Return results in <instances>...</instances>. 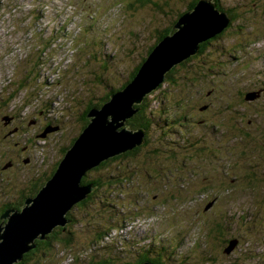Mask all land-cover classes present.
<instances>
[{
	"label": "rangeland",
	"instance_id": "obj_1",
	"mask_svg": "<svg viewBox=\"0 0 264 264\" xmlns=\"http://www.w3.org/2000/svg\"><path fill=\"white\" fill-rule=\"evenodd\" d=\"M192 1L151 0L153 4L142 7L135 0H0V98L15 95L11 106L18 115L25 114L27 121L38 118L48 134L31 142L39 174L60 160L62 148L67 149L81 130L89 103L102 101L110 87H121L158 35L172 29L177 15ZM218 1L233 8L235 16L246 10L251 17L264 10V0L254 1L252 8L253 0ZM160 2L162 9L155 5ZM253 23L243 26L230 18L205 55L193 57L191 68L180 65L192 57L174 66L175 83L164 81L161 90L150 97L153 91L147 92L146 111L154 112L152 127L145 131L144 139L148 135L149 142L139 146V156L109 158L111 173L102 170L110 176L120 170L118 178L124 170L128 172L118 179V189L109 192L114 207L107 210L115 216L108 213L103 224L116 227L103 241L88 244L89 234L97 227L91 225L93 230L85 232L86 226L76 223L83 213L72 207L74 221L66 217L67 224L75 223L70 230L77 232L73 249L69 252L59 246L46 255L41 251L30 255L25 264H87L95 254L113 257L116 264H135L157 251L170 257L172 264H264V184L251 192L241 189L243 184L248 187V180L236 178L247 166L264 178V95L253 93L264 88L259 86L260 81L264 83V30L255 32ZM246 31L251 37H244ZM214 62L212 73L206 78L199 75L198 88L191 92L182 77L208 70ZM27 74L39 83L16 89V80ZM42 79L54 88L43 86ZM175 94L182 99L195 94L188 99L189 107L202 102L208 108L189 111V118L175 120L179 116L171 100ZM229 116L245 127L247 139L234 140L241 134L217 127L227 125ZM124 128L130 129L118 127ZM35 129L40 128H29V134ZM255 140L259 145L253 148ZM251 145L253 152L248 149ZM29 165L15 187L2 178L0 204L4 200L17 203L22 181L42 178ZM98 173L102 172L93 175ZM219 216L225 218L226 228L216 241L211 234ZM235 237L239 241L234 245ZM230 245L234 246L228 251Z\"/></svg>",
	"mask_w": 264,
	"mask_h": 264
},
{
	"label": "water",
	"instance_id": "obj_2",
	"mask_svg": "<svg viewBox=\"0 0 264 264\" xmlns=\"http://www.w3.org/2000/svg\"><path fill=\"white\" fill-rule=\"evenodd\" d=\"M229 22L227 14L220 13L212 0H200L192 11L177 20L171 31L177 30L154 47L133 80L121 90L110 93V100L103 106L89 111L90 123L67 150L53 177L36 197L25 202L32 204L21 210L7 209L1 215L6 221L0 224V264L23 261L25 254L36 247L37 239H46L55 226L69 222L66 220L69 210L95 189L93 184H82L86 172L145 143L144 129L133 132L118 127H128L126 121L139 110L135 105L144 102L147 92L159 88L165 81L164 73L198 55L201 44L221 33ZM253 93L258 96V92ZM254 94L248 98L252 99ZM233 242L235 245V240ZM233 246L230 245L228 251Z\"/></svg>",
	"mask_w": 264,
	"mask_h": 264
},
{
	"label": "trees",
	"instance_id": "obj_3",
	"mask_svg": "<svg viewBox=\"0 0 264 264\" xmlns=\"http://www.w3.org/2000/svg\"><path fill=\"white\" fill-rule=\"evenodd\" d=\"M212 1L215 3V5H216L217 9L220 11V13L227 14L228 17H230L232 19L233 23H235V21H237V22L239 21V22H242V25L244 26L246 23L251 21V22H254L253 23V30H255V32H258L259 30H262V31L264 30V10L263 9H262L263 10L262 12L260 11L258 13H255L251 17L247 16L248 13H247L246 10H244L243 12H238V15L235 16V11L233 10V8H229V6L227 7L226 4H224L223 2H220L218 0H212ZM254 1H256V0H253L252 2H250L251 3L250 4L251 8H252V6L255 5ZM136 2L138 4H140L141 6L143 5L145 7L148 6V5L153 4L151 2V0H135V3ZM162 2H163V0H162ZM162 2L155 3L156 7L159 8V9H162L163 8ZM197 2H198V0H193L190 4H188L186 9L184 11L180 12L177 16L180 18L183 14L192 11L196 7ZM135 3H132L131 7L134 6ZM254 8L258 9L257 6H255ZM236 9H238V8L235 6V10ZM260 15H261V17L259 18L260 20L256 21L255 18L259 17ZM178 17L172 23L173 25L177 22ZM239 29L242 31L243 28L241 29V26H240ZM170 30H171V28L169 27L168 29H165V31L163 33L161 32L158 35V37L156 38L157 39L156 42L150 48H148V51L146 50V57H143L141 59V62L132 71V73L130 74L128 80L125 83H123L121 85V87H119V88L110 87V89H111L110 92L106 95V97L101 98V99H103L102 101L97 102V103H89V105L87 106L84 114L82 115L81 130L78 131V134L75 137H73V139L71 140L69 146H67L68 148L71 147L75 143L76 139L82 133L83 129L90 123L91 119L88 118L89 111L93 107H99L100 108L101 106H103L108 100H110L109 99L110 93L112 94L114 92H117V91L121 90L130 81H132L133 78L135 77V75L137 74L140 66L146 60L148 55L152 52L154 47L164 37H166L167 35L172 33V32H170ZM243 35H244L245 38L251 37L250 35L247 34V31ZM218 38H222V35L217 36L214 39H218ZM211 40L207 41L206 43H202L198 55H195L193 57L194 58L195 57L196 58L197 57L198 58L199 57H203V55H205V51H206L207 46L211 45L210 44ZM239 49H242V48H239ZM193 57L188 59L187 61L183 62L182 65H180V66L187 67L190 64V62L193 61ZM211 57L209 59H211ZM236 58H237V56H236ZM105 61L108 63V60L105 59ZM216 62H218V61L216 60ZM216 62H214V64L210 65L208 70L201 69V70H198V72L196 74H194V75H192V74L190 75L188 73L189 75H186V76L182 77L184 80L187 81V86L189 87V90L191 92H193L194 89L198 88L197 87L198 85L196 84V81L198 80V76L199 75H204L205 78H206L208 75H210L212 73L211 72L212 68H214L213 66L217 65ZM203 65H205V64H203ZM189 66H190V68L192 67V65H189ZM205 66H208V65H205ZM176 69H177V66L174 67L171 70V72L167 73L166 80H165L166 82L167 81L170 82V81H172L174 79L173 75H174V72H175ZM183 69H186V68H183ZM26 76L27 77H24V78L22 76V77H20V79L16 80L17 81L16 89L20 85L21 86H25V87H29L31 84H38L39 83L37 81H32L29 78V74H27ZM35 76L37 78L38 77L42 78V75L39 74V73L35 74ZM36 77H35V79H36ZM42 80H43V86H50L51 88L52 87L54 88V85L49 83V82H47L46 79H42ZM172 82L175 83L174 81H172ZM172 82H170V83H172ZM162 86H163V84L160 85L157 90L158 91H159V89L161 90ZM259 86L264 87V83H262L260 81L259 82ZM154 93H155V91L152 94H150L149 97L151 95H154ZM174 96H175L174 98H171L172 104L176 108H178V112H179V116H177L175 118V120L176 119L180 120L182 118L183 119L189 118L191 116V114H189L190 113L189 111H191V112L194 111V110H196V111L200 110L201 111V110L206 109V107L208 108V105H209V104H206L204 106V104H202V102H196V103H194V105H191V107H189V100L188 99H190L193 96H195V94H191V96H189L188 99L187 98L182 99V98L179 97L178 94H175ZM149 97L146 96L144 102L141 103L140 105H135V108H137V109L139 108V110L136 112V114L131 119L126 121V125H129L131 130H135L133 132H137L136 130H139V129H145V131L148 132V129L152 127L151 121L153 120L152 119V117H153L152 114L154 112H152V110L151 111L148 110V112L146 111V109H147L146 105H147V101H148ZM187 112H189V113H187ZM225 119L227 121V125H225V124H219L218 126L216 124L215 125L219 129H220V127L223 128V129H226V130L228 129L227 131L232 132L233 135L235 134V131H237L239 134H241L239 136H236L234 138V140L242 139L243 137H245L247 139V136H249V135H247V132L245 133V130H244L245 127H239L237 124H235V118L233 116L226 117ZM175 120H172V121L174 122ZM160 128L163 129V126H160ZM171 130L172 129H170L169 131H171ZM148 142H149V139H148V135H147L144 145H147ZM242 142H240V143H242ZM258 145H259L258 141L255 140L254 146L253 145L249 146V148H248L249 152H253V148H256ZM252 146H253V148H252ZM233 148L235 149V147H233ZM67 149H65V147H63L62 148V154L63 155L60 158V160L56 164L53 165V167L51 168L50 171H47L44 174L42 173L43 175H42V178H41V182H39V183H34L33 181H31V183H29V182L27 183V181L24 182V187H25L24 190H26V191L22 192V194H20V196H19L20 198L17 201V203L15 204V208L16 209L21 210L22 207L25 204V201L30 196L36 197V195L41 191V189L46 185V183L55 174L56 170L59 167V164H60L62 158L67 153ZM140 150H141V147H137L134 150L130 151V153H128V154L126 153V155L125 154H121L120 157L124 158V157H127L128 155L135 156V157L139 156ZM259 150H263V148L259 147ZM228 152H232V151H228ZM246 152H248V151H246ZM120 157H118V158H120ZM110 165H111L110 164V160H107V161L102 162L98 167H95V168L89 170L88 172H86L85 176L82 177V184H93V187L95 189L87 196V198L83 199L82 201L76 203L73 206V209L76 208L77 210L81 211L83 213V215H84L83 219H77L76 223L79 222V223L84 224V226H86L83 229V230H85V232L88 231L90 233V230H93V229H95L97 227L96 230L92 231L91 234H89L90 238L88 240V244H90V245H93L95 243H100L101 241H103V238L105 237V235L109 234L110 231L113 228L116 227V225H114L113 223H111V225H109V226L107 224H103L104 218L107 216L108 213L109 214L111 213V212H109L107 210L108 207H114V205H112L113 203L110 202L111 201L110 199L112 197L110 196L109 192H111L112 189H114L113 187H115V185L118 184V182H119L118 179L126 176L128 172L124 170V175L122 177H120V178H118V176H117L118 173L120 172V170L118 171L117 175H115V176L114 175L110 176L108 173L104 174L103 173L104 170H108V172L111 173L112 169H111ZM243 169H244V167H243ZM98 171L99 172L101 171L102 173L101 174L98 173L97 176H94L93 173L94 172H98ZM251 171L252 170L250 169V166H247L245 168V170H243V171L240 170L239 173H241V174H237L236 178H238V180L241 179V180H239L241 182L244 181V180H248V181H246V183L248 184V187L246 186V184H243L244 186L240 185L241 189L242 190L247 189V190H250L251 192H253L252 190H256L257 188H259L261 185L264 184V178L262 176H255L253 173H251ZM260 178H262L261 179L262 182H260ZM26 186H29V188H26ZM32 186H33V188H32V191H31L30 188ZM115 188L118 189V187H115ZM235 189L239 190V185H237L236 182H235ZM100 191L102 192L101 195L99 194ZM5 211H6L5 208L0 210V217H1V215H3L5 213ZM110 215L114 217L115 216V212L114 213L112 212ZM67 217L69 219H71L72 222L74 221V216L72 215V213L70 211L67 213ZM218 219H219V222L216 224V226L214 227L215 230L213 229L212 230V234H211L212 239H216V241H218L220 239L219 238L220 234H222V232L226 228L225 227L226 226L225 218H223V216H219ZM116 221H118V220H116ZM73 224H75V223L67 224L65 226L63 225L61 227H56L50 234L46 235V239H43V240L37 239L35 241L36 248L32 249L27 254H25V259L20 264H25L30 255H35V253H39L41 251H42L43 255H46L47 252H50V250L54 249L55 247L58 248L60 246V247H62L64 249H66L67 251L72 250L73 247H74L73 243H74L75 239L77 238L76 237L77 232H74V231L70 230V227ZM91 225L93 226V229H91ZM229 231H232V230H229ZM89 236L86 235L84 240H86ZM231 239H233V238H231ZM82 246H85V243ZM32 252H34V253H32ZM112 259H113V257H109V256L106 257L105 255L100 256V255L95 254V255H93V257L89 258V261H88L87 264H116L114 261H112ZM144 261H148V262H151L153 264H172V259L170 257H167V255L165 253H162L160 251H157V252H155L153 254L147 253L142 258H140L135 264H140L141 262H144ZM127 264H132V263H127Z\"/></svg>",
	"mask_w": 264,
	"mask_h": 264
},
{
	"label": "flooded vegetation",
	"instance_id": "obj_4",
	"mask_svg": "<svg viewBox=\"0 0 264 264\" xmlns=\"http://www.w3.org/2000/svg\"><path fill=\"white\" fill-rule=\"evenodd\" d=\"M15 88V85H14ZM256 89V88H255ZM262 92H261V91ZM258 92L259 95H264V88L259 89V91H253ZM0 192L2 188L4 187V181L2 180L3 177L7 178L8 184L11 183L13 187L21 183V180L19 177L23 175L24 172H26L28 169H24L26 163H29L31 165L28 166L30 169H33L38 177H42L44 173L48 171L46 169L43 174H39V170L35 163V157L31 155L30 147H33L31 142H34L35 138H38L39 136H48V134L45 131H42L44 128L42 126L40 127V121L38 118L30 119V121H27V118L25 114L18 115V111L15 109L14 106H11L13 103V100L15 99V95H4L0 98ZM43 112V111H42ZM31 123H34L35 126H32ZM39 127L40 129L34 130L32 134H29V128H36ZM28 131V132H26ZM25 134V135H24ZM40 134V135H38ZM31 140H30V139ZM27 167V166H26ZM13 177V179H12ZM16 180V183L13 180ZM10 181V182H9ZM31 181L34 183L41 182V178H33ZM31 181H27V183H31ZM25 180L22 181V184L24 186ZM25 187H23L19 191V196L22 194V192H25ZM26 188H29V186H26ZM33 186L30 188L32 191ZM18 196V197H19ZM34 196H30L29 198H32ZM3 203L0 204V210H18L14 209L13 205L16 203H13L12 201H2ZM26 202V201H25ZM25 206V204H24ZM23 206V207H24ZM22 207V208H23ZM3 221V222H2ZM6 218H0V224L5 223ZM2 222V223H1ZM239 239L238 237H235V244L238 243Z\"/></svg>",
	"mask_w": 264,
	"mask_h": 264
},
{
	"label": "bare ground",
	"instance_id": "obj_5",
	"mask_svg": "<svg viewBox=\"0 0 264 264\" xmlns=\"http://www.w3.org/2000/svg\"><path fill=\"white\" fill-rule=\"evenodd\" d=\"M174 26H175V25H174ZM225 28H226V27H225ZM27 32H28V31H27ZM164 74H165V80H166V75H167V74H166V73H164ZM251 96H252V95H250V97H251ZM128 127H129V125H128ZM144 133H145V131H144ZM169 156H170V155H169ZM111 158H112V157H111ZM29 199H33V197H32V198H29ZM30 203H31V201H30L28 204H25V206H26V205H30ZM25 206H24V207H25ZM66 220H68L67 217H66ZM67 223H68V222H66V224H67ZM66 224H65V225H66ZM65 225H64V226H65ZM56 227H61V225H57V226H55L54 229H55ZM54 229H53V230H54Z\"/></svg>",
	"mask_w": 264,
	"mask_h": 264
},
{
	"label": "snow or ice",
	"instance_id": "obj_6",
	"mask_svg": "<svg viewBox=\"0 0 264 264\" xmlns=\"http://www.w3.org/2000/svg\"><path fill=\"white\" fill-rule=\"evenodd\" d=\"M192 20L195 21V18H193Z\"/></svg>",
	"mask_w": 264,
	"mask_h": 264
}]
</instances>
